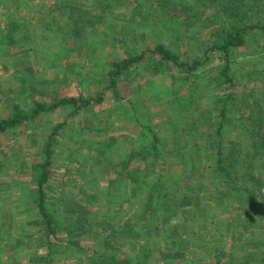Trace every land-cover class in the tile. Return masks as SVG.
<instances>
[{"label": "trees", "instance_id": "obj_1", "mask_svg": "<svg viewBox=\"0 0 264 264\" xmlns=\"http://www.w3.org/2000/svg\"><path fill=\"white\" fill-rule=\"evenodd\" d=\"M122 7L128 15L117 12ZM263 8L264 0H89L88 3L55 0L45 15L49 21L38 17L37 26L20 24L9 14L2 16L0 61L11 56L12 49L29 42V34L33 32L34 37L38 33L35 27L47 39L57 38L59 43H63L64 35L82 43L86 40L83 45H87V40L105 43L115 39L116 34L128 35L138 27L161 22L165 16L170 17L166 28H172L177 10L178 26L185 28L194 24L203 27L206 21L211 24L217 21L204 53L218 54L222 61L217 72L223 89L219 96L214 95L217 100L209 111L207 107L194 106L202 103L200 94H205L204 89L189 86L203 63L197 58L182 59L163 44H157L152 49L110 62L106 73L110 88L124 81L137 65L148 61L146 53L151 55L149 61L158 66L178 69V81L184 87L181 93L178 90L179 112L186 110L178 125L171 123L178 131V148L165 154L159 146L158 135L138 121L142 134L139 144L124 138L128 144L121 154L119 140L110 137L99 141L89 158L99 173L114 174L106 180V186L90 192L76 184L78 198L72 194L55 198L51 192L56 190H50L49 182L56 177L51 151L53 136L60 125L56 126L43 143V159L32 164L29 172L32 207L37 218L29 222L34 231L23 238L33 242L15 240L25 248H35L28 252L30 263L55 264L60 255H71L83 264H151L152 261L173 264L172 260L184 258L189 246L196 242L204 244L206 252L216 249L210 240L205 241V234L212 232L213 236L210 224L214 218L229 214L234 219L229 224L233 240H237L235 233L240 226L243 232L260 231L258 234L263 238L250 239L253 250L244 249L240 255L228 252L223 264H264V68L255 73L260 75L261 82L257 94L250 88L247 94L238 96L233 91L235 83L230 74L232 54L247 46L248 34L257 35L254 41L264 53V22L253 20ZM54 13L63 16L62 26L56 27ZM117 20L123 25L116 29ZM85 45L82 48L87 49ZM1 66L6 67L3 63ZM93 101L101 103L103 95L99 93L87 99L59 97L49 104L35 100L28 110L19 103L12 104L10 113L0 117V136L41 113L66 106L77 112ZM169 155L180 160L182 174L162 173L158 163ZM58 203L63 207L65 220L69 216L72 221L65 222L54 212ZM97 204L105 206V217H98L91 210ZM87 236L92 240L84 245ZM15 247L9 242L6 246L11 250ZM219 252L213 262L193 261L222 264L224 254Z\"/></svg>", "mask_w": 264, "mask_h": 264}, {"label": "rangeland", "instance_id": "obj_2", "mask_svg": "<svg viewBox=\"0 0 264 264\" xmlns=\"http://www.w3.org/2000/svg\"><path fill=\"white\" fill-rule=\"evenodd\" d=\"M54 1L0 0V19L9 14L20 24L37 26L35 20L38 17L49 21L45 15ZM83 1L88 3L89 0ZM116 10L128 15L123 7ZM176 12L177 15L171 22L172 28H166V24L170 25V17L165 16L163 20L160 19L161 22L158 19V23L138 27L128 35L116 34L115 39H109L105 43H100L98 39V42L87 40V45L84 44L87 49L82 48L86 40L82 43L64 35L63 43H59L57 38L47 39L40 33L39 27H35L38 33L34 37L33 32L30 33L29 42L12 49V55L5 56L0 61V117L8 115L11 105L16 103L28 110L35 100L49 104L59 97L81 96L87 99L95 98L99 93L103 95L101 103L93 101L77 112L66 106L41 113L26 124L0 136V264H35L27 260L28 252L35 248H25V245L18 244L15 240L33 242L32 239L28 240L30 238H23V235L34 231L29 222L37 218L36 210L32 207L33 190L29 172L32 164L43 159V143L56 126L60 125L51 145L52 171L56 177L49 182L50 190H56L51 192L55 198L68 194L78 198L74 189L76 184L90 192L106 186V180L113 178L114 174L111 172L106 176L99 173L97 168L92 167L89 158L99 146L98 142L110 137L119 140L121 154L128 144L124 142V138L127 137L134 145L139 144L142 134L138 121L158 135L159 146L165 154L178 148V131L173 129L171 123L178 125L181 117L186 114V110L179 112L181 106H178V90L181 93L184 87L178 81V69L160 67L154 61H149L151 55L146 53L148 61L137 65L124 81L110 88L107 87L106 73L112 60L152 49L157 44H163L182 59L191 61L197 58L203 63L190 79L189 86L204 89L205 94H200L202 103L194 106L207 107L206 111L212 110L217 100L214 95L219 96L223 89L217 72L222 61L218 54L204 52L207 43L212 40L210 31L214 30L217 21L212 24L206 21L203 27L194 24L186 29L178 26V10ZM170 14L173 16L174 12ZM54 15L56 27L62 26L63 16ZM153 18L157 19L156 16ZM254 19L264 22V8ZM118 22L119 20L115 23L118 25L116 29L123 25ZM257 38L253 32L248 34L247 46L231 57L230 74L235 83L233 91L238 96L247 94L250 88H254V93L257 94L260 88V75L257 73L256 76L255 73L264 68V53L256 46L254 40ZM1 63L6 67L2 68ZM247 78L251 80L248 81ZM262 81L264 82V78ZM158 167L163 170L162 173H183L180 160L170 155L161 159ZM181 182H185V178H181ZM60 204L58 203L54 212L57 211L58 217L63 219L64 212ZM91 210L98 217H105L103 204H97ZM231 219L234 220L233 216L226 214L214 218V223L210 224L214 235L206 232L205 241L210 240V244L215 245L216 249L213 247L212 250L210 247L211 250L206 252L203 249L205 245L196 242V245L189 246L184 258L171 262L196 264L193 260L198 259L202 263L213 262L214 255L219 254L220 250L224 254L221 258L223 264L228 258V252L240 255L244 249L253 250L250 239L253 236L263 238L258 234L260 231L250 229L243 232L240 226L235 233V238H238L233 240L229 233ZM67 220L69 222L73 219L68 216L66 220L64 218L65 222ZM86 238L83 244L89 245L91 236ZM8 242L16 247L7 249ZM60 258L55 264L81 263L71 255H60ZM151 264H154L153 261Z\"/></svg>", "mask_w": 264, "mask_h": 264}]
</instances>
